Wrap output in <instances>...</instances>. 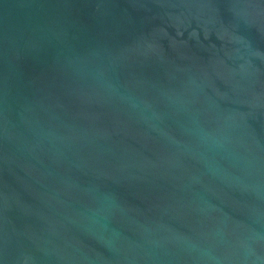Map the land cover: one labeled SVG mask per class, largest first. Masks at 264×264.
Masks as SVG:
<instances>
[{"label": "water", "instance_id": "obj_1", "mask_svg": "<svg viewBox=\"0 0 264 264\" xmlns=\"http://www.w3.org/2000/svg\"><path fill=\"white\" fill-rule=\"evenodd\" d=\"M0 264H264V0H0Z\"/></svg>", "mask_w": 264, "mask_h": 264}]
</instances>
